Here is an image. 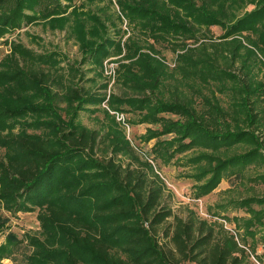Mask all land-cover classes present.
<instances>
[{
	"label": "trees",
	"instance_id": "16d2710c",
	"mask_svg": "<svg viewBox=\"0 0 264 264\" xmlns=\"http://www.w3.org/2000/svg\"><path fill=\"white\" fill-rule=\"evenodd\" d=\"M77 1L0 0V36L35 20L69 16L70 8L81 14ZM117 3L141 37L132 34L126 41L125 60L134 62L119 70L118 82L126 92L111 93L108 103L127 114L144 113L132 124L158 127L149 128L145 137L156 143L144 152L123 136L101 108L107 86L101 87L105 92L82 87L83 72L71 64L67 77L45 71L41 66L54 65V58L15 45L1 77L10 86L21 79L33 91L48 94L49 103L37 109L49 118L32 122L37 133L10 131L0 140L6 151L0 159V198L13 208L45 210L41 220L52 246L60 244L45 252L56 263L251 264L245 242L222 224L194 211L184 217L173 213L156 162L168 165L194 148L207 151L189 161L201 169L193 178L207 176L197 199L203 197L200 191H212L228 176H240L253 165L264 167V0ZM250 5L255 8L246 11ZM241 11L246 12L236 16ZM213 27L224 30L219 44L191 46L207 39ZM96 39L86 47L99 65L109 48L122 50L108 36L100 43ZM162 42L176 54L173 70L156 48ZM187 87L198 97L181 91ZM14 89L8 86L0 94V130L10 129L23 114V108H12ZM84 111H103L106 127L91 129L78 121ZM171 134L175 137L166 138ZM255 180L264 183V173ZM238 207L249 214L244 227L253 234V227L263 225L264 197L242 199ZM43 252L38 254L45 257Z\"/></svg>",
	"mask_w": 264,
	"mask_h": 264
},
{
	"label": "rangeland",
	"instance_id": "374dc122",
	"mask_svg": "<svg viewBox=\"0 0 264 264\" xmlns=\"http://www.w3.org/2000/svg\"><path fill=\"white\" fill-rule=\"evenodd\" d=\"M75 6L80 8L81 14L79 11L72 14L74 8H70L69 13L71 15L69 16L35 20L31 24L0 36V94L6 87H14L15 92H17V98H15L17 102L12 108H23V114L14 119L10 129L0 130V140L10 131L13 134L21 132L37 133L31 127L32 122L49 118L41 117L39 114L41 111L37 109L49 103L48 94L44 96L37 91H33L32 86L21 79L17 80L14 86H10L8 81L1 77L5 75L7 58L13 54L14 46L22 45L35 54H45L54 58L56 61L54 65H40L45 71L51 70L55 74L67 77L66 67L71 64L83 72V79L78 81L82 87L94 92H105L101 87L103 85L107 86L108 97L101 108L108 111L109 115L115 119L118 124L117 129L123 136H126L133 146L139 147L144 152H150L152 146L156 143V139L145 142V137L148 135L149 128L158 129V127L132 124L133 121H140L144 113L127 114L123 111L113 110L108 103L111 93L123 96L126 92L122 84L118 82L119 70H121L122 65L134 63L130 59L125 60L126 47L124 48V45L132 34L141 37L138 34V29L136 30V27L132 26L122 14L117 0H79ZM254 8L255 6L250 5L246 8V11H251ZM228 10L234 13L238 12L237 9L229 8ZM246 11H241L236 16L240 17ZM236 16L231 18L230 24L236 19ZM103 25H105V28H103ZM223 34L224 30L213 27L206 36L207 39L191 46L207 45L211 47V45L221 42L220 37ZM94 35L97 37L96 42L98 43L108 36L120 45L122 50H119L116 46L109 48L110 55L104 56L102 63L99 65L94 60V56L88 55L91 50L86 47L89 41L93 42ZM149 42L152 43L150 40ZM156 48L163 56L164 62L173 70L176 54L173 52L172 46L162 42L157 43ZM144 52H147V50H144ZM85 57H88V59L86 60ZM58 90L59 88H52V92ZM182 90L189 96L198 97V91H194L190 87ZM202 90L204 89L202 88ZM168 91L169 89L166 91L167 96L171 92ZM199 101L200 99H198ZM77 120L91 129L98 130L106 127L101 124L103 120L105 121L103 111L93 114L85 111L80 112ZM262 133L264 134V128ZM174 137L175 135L171 134L166 138ZM246 146L243 144L242 148H246ZM203 152L207 151L202 148H194L177 156L168 165L156 162V169L164 178L168 187L165 197L166 204L177 216L184 217L189 211H194L203 220L216 221L222 224L235 234L241 243L245 242L249 250L251 264H264V218L262 219L263 225L257 224L252 229L254 233L250 234L244 227V222L250 216L238 207V201L242 199L251 196L264 197V183L255 180L260 174L264 173V167L253 165L248 167L240 176H228L222 179L212 191H200L199 194H203V197L197 199L195 196L196 190L198 186L205 182L207 176L199 177V179L197 177L193 178L201 169L198 170L196 165L189 163V161ZM234 152L235 150H231L229 154ZM5 154L6 151L0 146V159L5 158ZM73 190L75 188H71V191ZM66 192L68 191L64 193ZM254 207L256 210L262 209V206L259 205ZM44 214L45 210L41 207L32 206L27 209L21 206L13 208L0 198V264H60L53 262V256L49 252H45V249L47 251L58 249L60 244L52 246L54 242L52 235L48 234L41 220V216ZM172 221L173 219H170V222ZM39 250H44L42 255L45 257L38 254ZM44 260H47L48 263H44Z\"/></svg>",
	"mask_w": 264,
	"mask_h": 264
}]
</instances>
